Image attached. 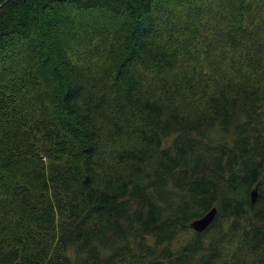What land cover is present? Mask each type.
I'll list each match as a JSON object with an SVG mask.
<instances>
[{"label":"trees","instance_id":"obj_1","mask_svg":"<svg viewBox=\"0 0 264 264\" xmlns=\"http://www.w3.org/2000/svg\"><path fill=\"white\" fill-rule=\"evenodd\" d=\"M0 264H264V0H0Z\"/></svg>","mask_w":264,"mask_h":264},{"label":"water","instance_id":"obj_2","mask_svg":"<svg viewBox=\"0 0 264 264\" xmlns=\"http://www.w3.org/2000/svg\"><path fill=\"white\" fill-rule=\"evenodd\" d=\"M258 197V191L256 188L250 191V202L255 203ZM217 213L216 207L211 208L204 216L193 220L189 226L196 233L203 232L214 220Z\"/></svg>","mask_w":264,"mask_h":264}]
</instances>
